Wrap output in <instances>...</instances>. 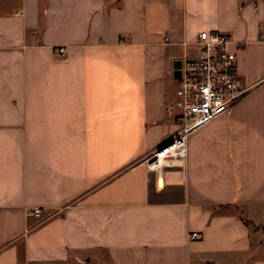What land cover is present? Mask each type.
I'll return each mask as SVG.
<instances>
[{
    "label": "crops",
    "instance_id": "obj_1",
    "mask_svg": "<svg viewBox=\"0 0 264 264\" xmlns=\"http://www.w3.org/2000/svg\"><path fill=\"white\" fill-rule=\"evenodd\" d=\"M202 31L248 91L150 170ZM0 264H264V0H0Z\"/></svg>",
    "mask_w": 264,
    "mask_h": 264
},
{
    "label": "built area",
    "instance_id": "obj_2",
    "mask_svg": "<svg viewBox=\"0 0 264 264\" xmlns=\"http://www.w3.org/2000/svg\"><path fill=\"white\" fill-rule=\"evenodd\" d=\"M196 44L199 47L198 56L182 61L177 80L175 109L178 131L144 159L150 170H159L168 160L185 162L188 157V136L227 114L248 91L238 72L230 34L202 31ZM59 52L64 56L66 49L59 48ZM71 207L72 204H67L59 208L58 212ZM42 213L39 207L29 212L34 217H40ZM189 238L199 239L201 234L192 232Z\"/></svg>",
    "mask_w": 264,
    "mask_h": 264
}]
</instances>
